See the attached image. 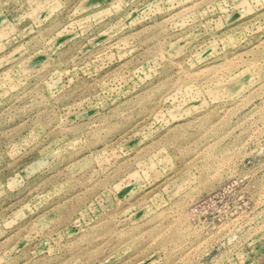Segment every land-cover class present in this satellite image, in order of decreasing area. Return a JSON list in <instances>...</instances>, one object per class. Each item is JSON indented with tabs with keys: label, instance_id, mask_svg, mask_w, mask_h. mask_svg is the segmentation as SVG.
I'll return each instance as SVG.
<instances>
[{
	"label": "rangeland",
	"instance_id": "374dc122",
	"mask_svg": "<svg viewBox=\"0 0 264 264\" xmlns=\"http://www.w3.org/2000/svg\"><path fill=\"white\" fill-rule=\"evenodd\" d=\"M0 264H264V0H0Z\"/></svg>",
	"mask_w": 264,
	"mask_h": 264
}]
</instances>
